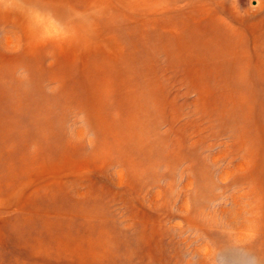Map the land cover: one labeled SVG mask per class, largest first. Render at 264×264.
Segmentation results:
<instances>
[{"label": "rangeland", "instance_id": "rangeland-1", "mask_svg": "<svg viewBox=\"0 0 264 264\" xmlns=\"http://www.w3.org/2000/svg\"><path fill=\"white\" fill-rule=\"evenodd\" d=\"M0 264H264V0H0Z\"/></svg>", "mask_w": 264, "mask_h": 264}]
</instances>
